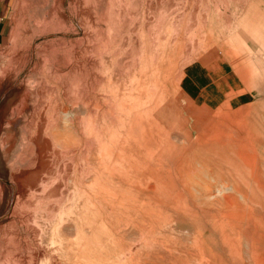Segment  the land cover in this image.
Returning <instances> with one entry per match:
<instances>
[{
    "label": "rangeland",
    "instance_id": "obj_1",
    "mask_svg": "<svg viewBox=\"0 0 264 264\" xmlns=\"http://www.w3.org/2000/svg\"><path fill=\"white\" fill-rule=\"evenodd\" d=\"M0 264H264V0H1Z\"/></svg>",
    "mask_w": 264,
    "mask_h": 264
},
{
    "label": "crops",
    "instance_id": "obj_2",
    "mask_svg": "<svg viewBox=\"0 0 264 264\" xmlns=\"http://www.w3.org/2000/svg\"><path fill=\"white\" fill-rule=\"evenodd\" d=\"M3 30H4V25H3V6L0 0V42L3 39Z\"/></svg>",
    "mask_w": 264,
    "mask_h": 264
}]
</instances>
